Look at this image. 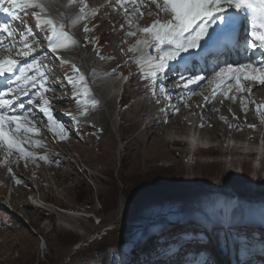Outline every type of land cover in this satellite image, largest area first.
Listing matches in <instances>:
<instances>
[{"label":"rangeland","instance_id":"374dc122","mask_svg":"<svg viewBox=\"0 0 264 264\" xmlns=\"http://www.w3.org/2000/svg\"><path fill=\"white\" fill-rule=\"evenodd\" d=\"M105 1L108 0H99L101 3ZM152 7L142 9L144 16L139 20L142 27L155 19L148 15L149 11H155V7ZM77 11L75 5L69 6V0H56L49 9L50 15L57 20L61 13L71 17ZM25 19L39 40L38 50L33 56L39 57L42 65L46 66L51 60L55 61L56 66L48 74H71L70 65L59 64L56 54L48 52L42 34L34 27L33 18ZM110 21L103 12L88 25L90 28L95 25L90 35L99 38L98 46L85 44L83 25H78L70 31L78 40L80 38L83 46L59 53L61 59L70 60L85 74L91 89L89 100H98V106L90 107L87 116H80L81 108L77 107L76 101L59 95H56V100L47 98L50 101L53 127L56 123L62 124L67 138L61 140L55 135L47 127V117L34 108V118L40 133L33 135L32 139L42 144L35 146L29 143L25 147L36 153L37 158L26 161L14 153L5 164L4 153L0 151V191L3 192L0 194V264H165L167 255L154 246L157 244L152 238V235L160 232H164L160 235H165L167 242H176L180 249L186 247L181 252L184 260L178 264H232L228 261L225 242H221L224 240L222 235L219 239L209 236V240H205L199 231L195 232V228L189 226L187 214L178 213L181 208L184 211L190 207L205 211L204 206H207L206 210L213 209L204 197L212 191L224 195L221 189L254 202L244 201L245 206L235 210L237 219L244 222V226L236 233L253 239L240 247L236 264H260L264 260V228L253 224V219H256L255 215L260 217V201L264 198V171L255 170L258 163L233 147L232 142L236 141H232L233 137L229 136L226 140L221 127L226 125L230 136L231 126H235L239 134L256 136L259 127L264 130V123L257 117V122L252 124L254 120L248 117V109V113L244 109L246 115L242 113L241 119H236L234 123L235 119L231 121V118L235 115L237 118V114L232 102L228 106V113L220 112L217 102L216 113L211 117L208 107L202 109L208 101L204 94L202 101L195 103L199 110L191 112L207 122L209 128L204 125V139L209 141V131L215 133L217 130L222 138L210 139L216 140L212 145L220 146L225 140L221 146L224 145L226 149L192 153V157L186 144L171 142L172 139L177 140L174 138L184 139L185 134H179L173 124L172 128L164 125L176 118L169 113L167 106L162 107L165 99L158 98L157 102L152 99L153 94L145 98H131L128 94L130 90L140 89L138 77L133 78L132 88L129 90L127 87L121 96H111L107 91L112 79H119V73L128 68L126 64L137 66L133 60L139 53H128L126 50L142 35L138 33L137 37H126L128 25L123 15L115 16L111 24ZM122 23L124 28L120 27ZM16 24L14 21L13 25L22 30L23 26ZM94 47H99L100 55L105 59L101 60L95 54ZM44 52H48V55L43 56ZM33 56L22 61L27 63ZM132 72L135 73V70ZM138 75L143 79L141 73ZM147 82L146 86H149ZM70 90L72 86L65 84L62 88L59 86L57 91L64 93ZM236 91L229 92V95L234 96ZM167 92L176 101L178 98L186 101L185 95L180 96L182 91L169 89ZM118 101L122 105L120 110ZM123 102L126 103L124 106ZM156 117H159L158 120H155ZM208 117L211 119L207 120ZM215 121L219 129L215 127ZM188 125L185 123L182 127L189 129ZM241 142L245 144L240 146L243 151L250 149L245 141ZM40 156H46L47 159H40ZM156 166L169 167L171 173L162 185L134 192L135 187L127 188L124 184L123 177L132 182L136 178L144 180L152 169H159L154 168ZM80 190H88L85 202H81L77 194ZM110 191L116 196L115 202L105 205L103 200ZM30 192L48 199L49 205L41 203L46 208L35 206L28 196ZM59 206L76 211L67 214ZM97 233L104 235V239H101L102 236L95 237L87 244L89 237ZM70 234L78 235L79 243H86L72 256L70 253L75 244L70 242ZM252 234H255L254 237ZM101 248L104 249L98 254Z\"/></svg>","mask_w":264,"mask_h":264},{"label":"snow or ice","instance_id":"6c2138e0","mask_svg":"<svg viewBox=\"0 0 264 264\" xmlns=\"http://www.w3.org/2000/svg\"><path fill=\"white\" fill-rule=\"evenodd\" d=\"M55 2L0 0V13L11 18V21L0 22V151L4 153L5 164L14 153L26 161L37 158L36 153L25 147L29 143L35 146L42 144L32 139L33 135L40 133L34 108L47 117V127L55 135L61 140L67 138L62 124L56 123L53 127L50 101L44 96L50 91L55 92V86L48 84L47 66L42 65L36 56L27 63H21L39 47L36 33L27 24L26 17L33 18L34 27L42 34L48 52L56 54L61 64L70 65L71 74L66 73L65 79L72 86L77 107L81 108L79 115L87 116L89 108L99 104L98 100H89L91 89L85 74L76 64L59 56L61 51L69 52L83 46L70 31L78 25H83L85 44L99 45V38L90 35L95 25L88 26L98 15V10L90 8L88 0H69V6L79 5L78 11L71 17L61 13L57 20L49 12ZM149 4L154 5L155 11H149L148 15L155 19L142 27L139 23L144 16L142 9ZM107 6L125 17L128 25L126 37L142 34L126 51L139 53L133 62L138 65L142 78L149 81L154 96L158 90L170 100L163 84V77L168 72L175 73L176 80L184 82L185 86L198 85L205 80V75L201 74L206 70L204 66L193 64L190 68L188 65L190 61L203 59L209 54H215L209 82L215 81L218 89L247 91L243 82L253 80L264 85V0H108ZM12 21L19 22L22 30ZM120 27L125 25L122 23ZM196 49L201 51L195 52ZM93 50L101 60L105 59L100 55L99 47ZM48 52L42 55L47 56ZM33 89L35 91H31ZM39 158L47 159L46 156ZM8 170L11 172V168Z\"/></svg>","mask_w":264,"mask_h":264},{"label":"bare ground","instance_id":"6f19581e","mask_svg":"<svg viewBox=\"0 0 264 264\" xmlns=\"http://www.w3.org/2000/svg\"><path fill=\"white\" fill-rule=\"evenodd\" d=\"M151 6H153L152 8H154V5H151V4H149L147 7L150 9ZM114 13H116V12L114 11L111 14V16L115 17V15L117 13L116 14H114ZM98 15L100 16V13ZM4 21H5V19H3L1 22H4ZM7 21H11V19L7 18ZM12 23H13V21H12ZM209 31H210V34H211L212 29H210ZM203 43L204 42L202 41V45H203ZM196 50H200V49H196ZM21 63H23V61H21ZM191 64L193 65L194 63H191ZM173 67L175 68L176 65L173 66ZM209 73L205 74V80L200 81V83L198 85L197 84H192L190 86H188V85L185 86L184 83H180L181 86L187 87L185 89H182V88L179 89V92L182 91L180 96L185 95L186 96V101L189 102V103L185 104L186 101H181L182 99H180V98H178V101H176L175 99H172L170 97V100L168 99L163 104L162 107H164V106L166 107L167 106V108H169L168 109L169 113L173 114V116L176 117L174 120H172V121L170 120V123L164 124V125H166V127L169 128V126H170V128H172V124H173V127L175 129L177 128L178 131L186 130V128L182 127V125L183 124L185 125V123L186 124H190L191 123L190 118L187 117V114L190 113L192 110L194 111V113L196 112V110H199V107H196L195 103L201 102L204 94L207 93L208 88L211 87V83L212 82H209V80H210ZM173 76L174 75H173L172 72H168L166 75H164L163 84H167V85L171 84ZM118 81H119L118 79H115V78L112 79L110 85L108 86V90H107L110 95H113L114 93L117 92ZM158 83H159V81H158ZM263 86L264 85H260L258 81H254V80L253 81H246L245 89H247V91H236L235 88H233L236 91L235 92L236 94L234 96L232 94L230 96L229 92H231V91H228L227 89L215 88L212 92H210L209 97L207 99L208 101L205 104V108L208 107L207 111H210L212 113V114H210V116L212 117V115L216 113V108L215 107L217 105V102H219L218 104L220 105V109H219L220 112H224V113H228V106L231 105L230 103L232 102V104L234 106L235 113L237 114V118H236V115H235L234 118H231V121H233V119H235L234 123H236V119H241L242 113L244 115H246L247 109L249 110V113L247 111L248 117L250 119L254 120V122L252 124H255V121H256L255 119L257 117H258L259 121L264 123V92H262L264 90ZM0 87H2V84H0ZM234 90H232V92H234ZM224 91L227 92V95L225 94L226 92H224ZM103 92L104 91H102V93ZM134 92L136 94H139V91H135L134 90ZM105 93H107V92H105ZM169 94L171 96V93H169ZM219 97H221V98L219 99ZM223 99H224V101L222 102L221 100H223ZM191 102H192V106L190 105L191 106L190 107L189 104ZM241 105H242V107H241ZM258 106L260 108L259 111H257V107ZM213 108L215 109V112H214ZM177 109H178V111H177ZM163 113H165V112H163ZM211 117H208L207 120L211 119ZM244 117H246V116H244ZM158 118L159 117H156L155 120H158ZM261 122H259V123H261ZM217 123L218 122L215 121L214 125H215V127H218V129H219L220 127L217 126ZM205 124H206V128H209L207 126V122H205ZM229 128H232V135L231 136L227 132L228 129H227L226 125L221 127V129L224 130L223 132H224V135L226 136L225 139L227 140L229 137H233L232 141H236L237 142V143L236 142H232L233 147L241 150L239 152H242L243 154H246L247 152L251 153L252 154V157H251L252 160L254 162L258 163V165H256V167H255V170L262 169L264 167V164H261V163L264 162V132L261 131V130H263V128L259 127V130L256 131V136H252V135H247L246 136V135H243V134H239V133H237L235 126H233V127L231 126ZM209 132H210L209 136L211 138L208 136V138H207L208 140L213 139V138H218V137L222 138V137H220V134L217 132V130L215 131V133L212 132V130L209 131ZM167 134H169V133H167ZM227 136H229V137H227ZM189 137H190L189 134L185 133V138L184 139H187ZM242 140L246 142V145H248L250 149L243 151V148H241V147L243 145H245V144L242 145V142H241ZM176 141L177 140H175L174 142H176ZM224 141L221 142V145H222V143ZM226 142H228V141H226ZM212 144H211V147L206 150L207 152L210 151V150H213V151L214 150H219L220 151V150H222V148L226 149V147L224 148V145L221 146L219 144L220 146H218V144H217V147H216V145H212ZM237 149H235V151ZM228 151L229 150H227L225 152H228ZM17 180L20 181V178L18 176H17ZM226 189H228V188H226ZM222 192L227 194V195L230 194V196H231V193L229 192V190H226V191L222 190ZM224 199L226 200L227 203H229L231 205H233L235 203V201H236L234 198L227 197L225 195L217 196V198H214L211 201L212 208L215 209V210L221 208V206H222L221 203H223ZM260 203L262 204V205H260L261 210L259 211L260 212V217L256 216V219H254L253 221L255 223H257V224H263L264 225V198H261ZM239 209H242V208H239ZM203 216H205V215H203ZM186 219L188 220V222H190L191 225H193V222H192L191 219L190 220L188 218H186ZM201 223H203V221H201ZM226 234H227V232L225 230H223L222 231V236L225 237ZM152 238L154 239V242L157 244V245H154V246L157 247V248L159 247V249L162 251V253L167 255L166 256V260H165V262H166L165 264H170V263L171 264H177L181 260H184L183 256H181L182 255L181 252L186 247L184 249H180L173 242H167V240L165 238V235L155 234V235H152ZM155 262H158V261H155ZM158 264H159V262H158ZM260 264H264V260Z\"/></svg>","mask_w":264,"mask_h":264},{"label":"clouds","instance_id":"9594fccd","mask_svg":"<svg viewBox=\"0 0 264 264\" xmlns=\"http://www.w3.org/2000/svg\"><path fill=\"white\" fill-rule=\"evenodd\" d=\"M88 4H89V6H90V8H93V9H99V7L102 5V3L101 2H99V0H88ZM76 7H79V5H75ZM99 12H101V10L99 11ZM7 18H10V17H7ZM0 22L3 20V19H5V14H3V13H0ZM11 19V18H10ZM14 22V21H13ZM16 22V21H15ZM17 24L16 25H19L20 23L19 22H16ZM110 24H111V22H110ZM15 26V25H14ZM117 26V25H116ZM75 37H77V36H75ZM31 39V38H30ZM79 41H81L80 40V38H79ZM32 56H33V54H32ZM29 57H27V58H24V59H28ZM22 61V60H21ZM23 63H24V60H23ZM59 64H61L60 62H59ZM126 65H128V68H126V70L127 71H129L130 70V68L131 69H133L134 67L133 66H135L134 64H126ZM56 65H55V61L54 60H51V62H48L47 63V67H48V70H47V76L49 77V79H48V84H50V85H54L55 86V92H48V93H45L44 94V96L46 97V98H50V99H52V100H56L57 99V96L56 95H59L60 97H66V98H69V99H71L72 101H76V99L77 98H75L74 97V92H73V89L72 90H70V92H64V93H61V92H58L57 90H58V88H59V86L61 85V84H63V85H65V84H68L67 83V81H66V79H65V76H63L62 74L61 75H58V76H55V75H50V74H48V72H49V70H51V69H54V67H55ZM129 76L131 75V77H132V79L130 80V82L128 83V87L131 89L132 87H131V82H132V80H133V78H135V77H137V76H133V74H128ZM130 77V78H131ZM138 79H139V82H140V85H141V83L143 84L142 85V88H145L146 87V84L148 83L146 80H144V79H142L141 80V78L139 77V75H138ZM145 85V86H144ZM144 86V87H143ZM146 88H150V85L149 86H147ZM32 91H35V89H33ZM130 91H132V90H130ZM134 91V90H133ZM139 91V93H141L140 91H141V86H140V89L138 90ZM31 94V93H30ZM73 94V95H72ZM117 93H114L113 95H111V96H114V95H116ZM128 94L129 95H131L130 94V92H128ZM23 99H27V97H23ZM63 99H65V98H63ZM60 100H62V99H60ZM166 102V101H165ZM124 103V102H123ZM126 103H124L123 104V106L125 105ZM26 107H28L27 105H26ZM122 108V105H121V103H120V101H118V110H120ZM79 109V108H78ZM185 134V133H184ZM188 147V146H187ZM195 153V152H194ZM200 153V152H199ZM192 155V154H191ZM214 155H216V154H214ZM192 157H194L193 155H192ZM251 161V160H250ZM245 162V161H244ZM244 164V163H243ZM245 165V164H244ZM264 171V167L261 169V172H263ZM223 188V187H222ZM3 192H1L0 191V194H2ZM231 195L232 196H234V197H237V198H240L241 199V201L242 202H244V201H247V202H249V203H254V202H250L249 201V198H243V197H239V196H237V195H234L233 193H231ZM28 196H30V200H31V202L35 205V206H37V207H41V208H46L45 207V205H49V203H50V201L48 200V199H45V198H42L40 195L39 196H36L35 195V193H28ZM41 203H43V204H45V205H43V204H41ZM244 205V204H243ZM245 206V205H244ZM60 208H63L62 209V211L63 212H66L67 214H69V213H72L73 211H76L74 208H68V207H65V206H59ZM241 208V207H240ZM178 213H186V210L184 211V210H182V208L181 209H178ZM184 214H181V215H184ZM93 216V215H92ZM255 217H256V215H255ZM189 220L191 219L192 220V217L191 218H188ZM254 220V219H253ZM189 226H191V227H193V228H195V232H197V231H199L200 232V234L201 235H203L202 237L205 239V240H209V235H205L206 233H204L203 231H201V230H198V229H196V227L195 226H193V225H191L190 224V222H189ZM211 236V235H210ZM212 237V236H211ZM217 239H219V238H217ZM216 239V240H217ZM221 242H223L222 240H221ZM221 242H219V243H221ZM173 243H176V242H173ZM225 245H226V249H227V255H228V261H229V263H237V256L239 255V250H238V253L237 254H235V261H233V259H232V257H231V255H230V252H229V250H228V247H227V244L225 243ZM195 248V247H194ZM194 248H192L191 250H193ZM240 249V248H239ZM178 264V263H177Z\"/></svg>","mask_w":264,"mask_h":264},{"label":"trees","instance_id":"16d2710c","mask_svg":"<svg viewBox=\"0 0 264 264\" xmlns=\"http://www.w3.org/2000/svg\"><path fill=\"white\" fill-rule=\"evenodd\" d=\"M154 168H159L156 170H151L150 172H148L147 177L143 180V179H138L136 178V180H134L133 182L130 181L128 178H124V184L126 185L127 188H132L135 187L136 189L134 190V192H139L142 191L143 189H147L150 187H157L160 186L164 183V181L167 179V177L169 178L170 176V171H169V167H154ZM85 184H90V183H85ZM81 189V187L79 188ZM88 191V190H87ZM87 191H78V195L79 198L81 200V202H85V200L88 199L87 195H89V193ZM90 192H92V190H89ZM105 199L103 200L105 205L106 204H114L116 196L114 193H112L111 191L105 195ZM72 235L70 242L72 243V245L76 244L77 242L80 241V237L78 235L75 234H70ZM101 239H104V237H102ZM104 248L98 249L97 253L101 254L102 250Z\"/></svg>","mask_w":264,"mask_h":264},{"label":"water","instance_id":"95a60500","mask_svg":"<svg viewBox=\"0 0 264 264\" xmlns=\"http://www.w3.org/2000/svg\"><path fill=\"white\" fill-rule=\"evenodd\" d=\"M104 233V232H103ZM102 233V234H103ZM100 236H104V235H100V234H95V235H91L90 237H89V239H88V242H86L87 244L90 242H92L93 241V239H95V237H100ZM101 237V238H102ZM86 243H84V242H78V243H76L74 246H73V248H72V251H71V253H70V256H72L73 254H74V252L75 251H78L83 245H85Z\"/></svg>","mask_w":264,"mask_h":264}]
</instances>
